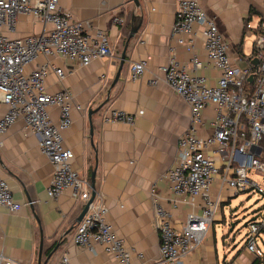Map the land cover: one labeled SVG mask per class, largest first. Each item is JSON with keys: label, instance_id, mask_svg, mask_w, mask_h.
<instances>
[{"label": "crops", "instance_id": "0c3cea01", "mask_svg": "<svg viewBox=\"0 0 264 264\" xmlns=\"http://www.w3.org/2000/svg\"><path fill=\"white\" fill-rule=\"evenodd\" d=\"M178 1L139 0L140 8H137L133 0H59L64 10L107 34L112 56L94 60L85 67L62 57L39 56L27 66L31 71L39 64L51 62L63 69V78L55 73L47 77V91L56 93L69 89L75 103L82 106V110L74 108L72 111L73 124L63 131L64 146L74 154L73 169L90 181L97 156V193L103 196L109 208V221L134 251L132 264H165L160 260V236L151 197L153 185L166 198L164 203L171 209L176 229L184 226L190 209L188 204L172 208L173 194L167 182L161 179L178 162L179 138L191 124V110L183 98L161 80L160 68L169 62L170 48L174 47L175 59L191 72L205 76L210 84H217L220 76V71L207 57L201 25H194L196 40L192 51L172 36ZM198 1L215 19L229 43L232 61L243 66L253 60L255 39L264 32V0ZM134 14L143 17L142 24L129 40L124 67L109 101L92 116L93 146L88 110L97 108L108 96L130 37ZM116 16L123 17L124 24H116ZM49 27L30 16L20 15L17 31L10 36L41 33ZM195 55L202 62L199 68L192 62ZM141 59L147 60L146 71L133 81L131 64ZM154 79H159L157 84H152ZM112 108L129 113L144 110V114L137 116L134 124L108 122L104 117ZM7 109L0 101V119ZM50 113L57 121L59 109L52 107ZM214 115L213 106L204 110L200 135L212 134ZM252 151L264 158L262 146ZM0 172L7 179L15 200L23 204L15 213L0 207V253L25 264H38L41 247L44 261L60 244L47 264H58L64 253L73 264H118L101 244L94 243L89 248L72 241L76 220L85 203L75 200L70 190L57 198L48 195L53 165L40 149L39 136L25 134L22 120L11 126L3 137ZM250 175L254 178L257 174L251 171ZM259 181L264 184V176H259ZM221 185L217 178L211 188L213 195L220 197L221 205L209 232L183 264H253L255 260L264 264V232L258 236L255 253L248 250L245 242L248 223L264 213V199L251 204L248 196L247 200L233 206L231 201L237 199V195Z\"/></svg>", "mask_w": 264, "mask_h": 264}, {"label": "built area", "instance_id": "2783aa9c", "mask_svg": "<svg viewBox=\"0 0 264 264\" xmlns=\"http://www.w3.org/2000/svg\"><path fill=\"white\" fill-rule=\"evenodd\" d=\"M20 15L50 26L41 33L11 37L16 33ZM116 24L124 18L116 16ZM202 26L204 47L209 61L220 71L217 84L212 85L203 75L191 72L172 56L160 69L161 80L183 98L191 110V124L179 138L177 164L161 176L173 194L172 208L188 204L186 222L181 229L173 225V214L156 185L151 188L155 223L160 236V260L165 264H183L206 238L209 228L221 205L219 196L212 193L217 178L233 195L257 193L264 199V184L251 177L254 171L264 176V158L252 151L264 142V32L254 42L255 65L251 59L243 66L235 64L229 53V43L220 32L215 19L198 0H179L172 36L188 51L195 44L194 25ZM111 42L101 29H93L88 22L79 20L64 10L59 0H0V101L8 107L0 119V145L3 137L17 121L24 123L26 135L39 136V144L53 165L54 172L47 193L57 198L66 191L85 204L91 198V181L72 167V150L65 148L63 131L73 124L72 111L82 110L75 103L69 89L49 93L46 79L51 73L63 78L62 68L51 62L39 64L28 71L27 66L37 57H62L89 66L94 60L112 56ZM195 68L202 62L193 56ZM147 60L131 64L130 79L136 81L146 71ZM159 79L152 80L157 84ZM213 106L215 115L211 122L212 134L202 136L199 127L204 123V110ZM59 109L57 121L50 108ZM144 110L129 113L109 109L108 122L134 124ZM211 154H208V153ZM198 199L200 201H198ZM23 204L15 200L9 183L0 172V207L18 212ZM109 208L101 194H96L83 219L77 223L72 241L91 248L101 244L118 264H132L134 251L121 237L108 219ZM264 230V213L248 223L245 242L255 253L258 236ZM142 258V254H137ZM0 264H25L0 253ZM58 264H73L64 253Z\"/></svg>", "mask_w": 264, "mask_h": 264}, {"label": "water", "instance_id": "95a60500", "mask_svg": "<svg viewBox=\"0 0 264 264\" xmlns=\"http://www.w3.org/2000/svg\"><path fill=\"white\" fill-rule=\"evenodd\" d=\"M133 1L135 3L136 7L140 8L139 0H133ZM142 19H143V17L140 14L139 15L134 14L133 17H132V27H131L130 37H129L128 41L126 42L125 48H124V50L122 52L121 61H120L117 73H116V75L114 77V80H113V82L111 84V87H110V90L108 92V96H107L106 100L102 104H100L97 108H95V109L90 108L88 110V117L90 119V138H91V143H92L93 146H95V144H94V140H93L94 127H93V123H92V116L97 111H99L109 101L111 90L117 84V82L119 81L121 72H122L123 67H124V63H125V59H126V49L128 47L129 40H130V38H132L138 32V30H139V28L141 27V24H142ZM253 63L255 65H257L258 64V59H254ZM95 152H97L96 148H95ZM97 163H98V159H97V156H96V166H95V168H94V170L92 171V174H91V188H92L91 198L85 204L82 212L78 216V218L76 220L77 223H79L83 219L84 215L87 213V211L89 209V206L91 205V203L93 202V200H94V198H95V196L97 194L96 183H95V177H96V171H97ZM69 231L67 233H69ZM59 246H60V244H57L55 246V248L49 253V255L47 256V258L44 261H43L42 247H41V250H40V253H39V257H38V264H47L48 261L50 260V258L53 256V254L57 251Z\"/></svg>", "mask_w": 264, "mask_h": 264}, {"label": "rangeland", "instance_id": "374dc122", "mask_svg": "<svg viewBox=\"0 0 264 264\" xmlns=\"http://www.w3.org/2000/svg\"><path fill=\"white\" fill-rule=\"evenodd\" d=\"M257 176V177H256ZM254 178L256 179V180H258L259 181V174H257ZM260 182V181H259ZM248 196H250V198L252 199V201L250 202L251 204H254V202L255 201H258V202H260L261 200H262V198L260 197V195L259 194H257V193H254V194H249V193H241V194H239V195H237L236 197H238L237 199L236 198H234V199H232V205L233 206H236L237 204H239V202L240 201H243V200H247V197ZM249 203V204H250ZM228 208V207H227Z\"/></svg>", "mask_w": 264, "mask_h": 264}, {"label": "trees", "instance_id": "16d2710c", "mask_svg": "<svg viewBox=\"0 0 264 264\" xmlns=\"http://www.w3.org/2000/svg\"><path fill=\"white\" fill-rule=\"evenodd\" d=\"M261 146L264 150V142L261 143ZM263 232H264V230H263ZM253 264H260V260H255Z\"/></svg>", "mask_w": 264, "mask_h": 264}]
</instances>
